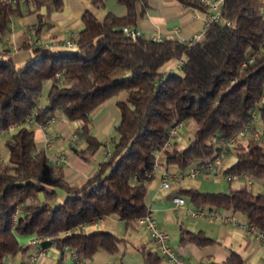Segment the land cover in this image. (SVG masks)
Wrapping results in <instances>:
<instances>
[{"label": "trees", "instance_id": "obj_1", "mask_svg": "<svg viewBox=\"0 0 264 264\" xmlns=\"http://www.w3.org/2000/svg\"><path fill=\"white\" fill-rule=\"evenodd\" d=\"M29 1L36 10L41 5L58 9L63 2ZM117 1L125 7L123 15L106 11L98 19L83 10L82 27L72 47L37 45L20 63L0 51V127L28 112L36 122L56 113L78 119L72 138L85 144L71 147L83 159L102 144L91 130L89 111L122 90L126 93L123 100L115 101L119 114L108 154L80 184L69 183L60 168L51 167L43 148L35 144L32 124H17L2 137L6 160L0 158V264L7 254L25 248L17 234L40 236L37 248L54 242L58 260L64 244L81 258L97 250L119 256L123 236L108 229L83 231L80 225L105 215L131 224L146 210L145 192L156 153L164 163L185 168L218 153L215 138L229 135L244 122L257 127L260 135L248 132L241 137L243 143L240 138L230 145L227 151L234 149L235 158L222 171L264 175V2L222 0L220 14L229 22L211 21L200 38L184 41L124 35L121 25L134 24L135 4L141 10L146 0ZM178 1L203 8L197 0ZM91 2L99 6L103 0ZM19 13L18 1L0 0V38L11 17ZM43 23L45 15L37 11L34 29ZM249 53L250 61L241 66ZM177 58H181L179 66L162 69L167 60ZM47 79L45 102L40 103L38 95ZM179 119L195 123L192 134L182 146L173 138L163 145L167 128ZM179 193L194 206L242 213L264 229V190L238 185L218 191L186 187ZM179 239L213 240L200 230L188 229L179 231ZM136 249L143 264H161L155 246L140 244ZM207 264L244 261L238 251L230 250L221 261Z\"/></svg>", "mask_w": 264, "mask_h": 264}, {"label": "crops", "instance_id": "obj_2", "mask_svg": "<svg viewBox=\"0 0 264 264\" xmlns=\"http://www.w3.org/2000/svg\"><path fill=\"white\" fill-rule=\"evenodd\" d=\"M16 1L19 3L20 13L11 17L8 30L0 38V51L9 53L16 63L22 62L29 56L35 46H47L51 40H61L69 37L72 32H77L82 27L80 15L85 9H88L98 19L102 18L106 11H111L116 15H123L125 13L124 5L117 0H103L102 5L99 6L93 5L91 0H63L58 9L52 10L47 9L44 5H41L37 10L33 9L29 0ZM37 11L45 15V23L41 24L36 31L33 24L37 20ZM135 11V22L131 25L138 27L144 33L158 34L161 38L183 40L195 33H200L203 29V9L183 4L178 0H146V4L141 10L139 4L136 3ZM201 36L202 33L200 34ZM174 62V59L167 60L163 64L162 69H171L174 67ZM44 82L48 87L50 80L47 79ZM125 95V91L122 90L116 95L102 100L89 111L91 130L93 128V134L97 139L102 141L101 145L103 148L99 150L103 155L100 157H98V147L88 159L81 158L72 149L71 145L73 143L78 145V147H82L85 144L81 140L74 142L72 138L73 130L78 124V119H65L56 113L48 121L47 128L50 131H58V135L53 138L48 146H43L41 127L36 123L33 124L36 146L43 148L45 154L51 157L49 160L51 167L55 169L60 168L69 183H82L97 168L98 162L105 157L103 153L104 148L106 147L109 151V142L115 135L114 124L119 114L115 101L123 100ZM43 102H45V97L40 99V103ZM193 130L194 128L185 130V136L187 134L189 137ZM176 136L173 139L176 141L177 146H182L179 134ZM4 149L5 146L3 145L2 138H0V151L3 152ZM58 154L62 155L64 160L57 163L53 157ZM162 169H167L171 172L167 188H162L159 184V176ZM186 171L187 167L179 168L173 163H164L162 155L157 153L152 175L147 182L145 202L156 218L158 226L167 232L169 244L184 259L198 264H207L209 261H221L230 250L238 251L243 257L244 264H264V245L259 235L255 232L240 229L230 222L221 221L218 218L208 219L203 216H190L185 212L184 206H196L192 205L184 195L179 193V189L191 187L200 190H212L209 187L220 185L219 179L215 176L210 177L211 174L198 172L194 176H189L186 174ZM253 179L256 178L252 177ZM229 180L231 179H227L228 182ZM260 186L264 189V175L262 176ZM175 194L182 196L183 203L174 204L171 197ZM217 208L230 212L239 218H245L242 213L231 212L221 207ZM90 222V224H81L79 228L83 231L108 229L117 233L116 231L119 229L126 231L130 225H125L122 219L114 215H105ZM133 223L140 230L142 228L146 240L154 246L146 228L136 220L131 224ZM181 229H188L190 231L200 230L205 235L212 237L213 240L205 243L181 241L179 239V231ZM138 232H132L129 238L125 234H119L125 238L122 253L119 256L105 250V252L97 250L91 257L82 258L80 264H109L115 261H119L121 264H143L141 254L136 249V246L145 244V242H137L138 237H140L138 235L141 234V232ZM28 236L26 234L16 235L18 242L25 245V248L16 251L14 254H7L4 258L5 262L19 264L20 259L28 252L39 249L40 252L37 258L29 264L68 263V259L63 253L58 260L59 251L54 242L37 248V243L26 242ZM127 242L130 243V248L126 246ZM95 260L96 262H94ZM161 264L167 263L161 260Z\"/></svg>", "mask_w": 264, "mask_h": 264}, {"label": "built area", "instance_id": "obj_3", "mask_svg": "<svg viewBox=\"0 0 264 264\" xmlns=\"http://www.w3.org/2000/svg\"><path fill=\"white\" fill-rule=\"evenodd\" d=\"M199 4L203 7L204 15H203V29L204 27L211 21H216L221 19L225 23L229 21L223 19L220 14V6L222 0H197ZM264 2V0H260ZM263 15H264V4H263ZM202 29V31H203ZM121 30L124 35L129 36L131 38H135L137 36L148 37L151 39H161L158 34H150L142 32L138 27L131 24H122ZM195 33L191 37L183 39L184 41L198 39L200 34ZM77 32H72L69 37L63 38L61 40H51L47 46H57V47H72L77 39ZM256 53L255 51L253 54ZM251 54H247V57L240 63V65H244L245 62L250 61ZM181 63V58H177L174 62V66H179ZM58 74V72H56ZM253 114V113H252ZM52 117L46 119L43 122H36L33 119V116L30 112L23 115L18 121L9 122L7 125L0 127V135H4L8 130L12 129L17 124H25L30 125L36 123L42 129V143L43 146H48L53 138L57 137L58 131L56 130H48L47 123ZM184 123V119H179L171 124L167 128V137L163 141V145H168L170 140L178 134L177 128L182 126ZM250 132L253 136H259L260 130L253 126L250 122L242 123L236 130L230 133L227 136H219L215 138V143L219 147L218 153L211 155L207 158H204L201 161H193L187 166L186 174L189 176H194L198 172L204 174H216L221 175L227 179H232L235 177H242L244 183L247 187H249L250 182L252 181V176L246 173H226L222 170L217 169V163L220 162L221 156L227 152V148L233 143L237 142L241 137H243L246 133ZM105 155L108 154V149L105 147L103 150ZM157 154V153H156ZM155 154V155H156ZM51 159L50 156L46 155V160L49 161ZM53 159L58 163L64 160V157L60 154L55 155ZM171 177V172L167 169H162L159 176V184L162 188H167L169 184V179ZM172 200L174 204L183 203V198L180 195H173ZM185 212L190 216H203L208 219L218 218L221 221H228L234 226L240 229H247L255 232L261 238V242L264 245V229L259 228L255 223L249 222L246 218H239L233 215L230 212L219 210L216 206H196V207H188L184 206ZM95 218L92 221L97 220ZM136 221L143 225L147 232L151 242L157 248L162 256V260L167 264H198L189 260L184 259L168 242V234L165 230L161 229L156 221V218L151 212L149 206L146 207V210L143 214L136 218ZM41 239L40 236L32 234L29 235L26 239L27 243H36ZM40 250H33L28 252L24 257H22L19 261V264H29L32 260L37 258ZM62 253L68 259L67 264H80L82 258L75 252V250L67 244L62 246ZM2 264H9L8 262L3 261ZM109 264H121L119 261H115Z\"/></svg>", "mask_w": 264, "mask_h": 264}, {"label": "rangeland", "instance_id": "obj_4", "mask_svg": "<svg viewBox=\"0 0 264 264\" xmlns=\"http://www.w3.org/2000/svg\"><path fill=\"white\" fill-rule=\"evenodd\" d=\"M46 84H45V82H43V85H42V87H41V89H40V92H39V95H38V101L40 102V99H42V98H44L45 97V93H46ZM17 126L18 125H16V126H14L12 129H10V130H8L5 134H8V133H10L11 131H13V130H15L16 128H17ZM32 126H33V124H32ZM194 126H195V123L193 122V121H191V120H189L188 122H184L183 124H182V126H180V127H178L177 128V131H178V134H179V140H180V138H181V140H180V144H185L186 143V141H187V138H188V136H187V134H186V136H185V134H184V131L185 130H187L188 128H194ZM92 130H93V128H92ZM5 134L4 135H0V138H2L3 136H5ZM178 134H177V136H178ZM176 136V137H177ZM242 139V143L244 142V139L243 138H241ZM103 147H102V145L100 146V147H98V157H100L101 155H103V154H101V152H100V150L99 149H102ZM0 158L2 159V160H6V148L4 149V151L2 152V151H0ZM234 158H235V153H234V149H230L229 151H227L226 153H224V155H222L221 156V159H220V162L219 163H217V169L218 170H221V168H223L224 166H226V165H228L229 163H231L233 160H234ZM213 176H215V177H217L218 179H219V181H220V185H213L212 187H209V188H212V191H218V190H228V188H229V186H238V185H245V183H244V181H243V178H241V177H235V178H233V179H231V180H229V182L227 181V179H225V177H223V176H221V175H216V174H211V176L210 177H213ZM203 177V176H202ZM255 178V177H254ZM261 181H262V177H260V178H256V179H253L251 182H250V184H249V187H250V189L252 190V191H256V190H259V191H262V190H264L261 186H260V183H261ZM246 186V185H245ZM61 193L62 192H60V195H61ZM59 195V196H60ZM86 223H88V224H90L91 222H86ZM88 224H86V225H88ZM134 231H136V232H138V233H140L141 232V234L140 235H138V236H140V237H138L139 239H138V241L137 242H145V244H149V242L146 240V238H145V233L143 232V230H142V228H141V230H140V228H138V226H136L134 223L133 224H130L128 227H127V230L126 231H124V229H119L118 231H116L118 234H125V236L127 237V238H129V236H130V234L132 233V232H134ZM126 246L127 247H129L130 248V243L129 242H127L126 243ZM100 251H104V250H100ZM105 252V251H104ZM94 262H96V260L94 261Z\"/></svg>", "mask_w": 264, "mask_h": 264}]
</instances>
